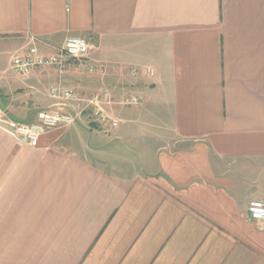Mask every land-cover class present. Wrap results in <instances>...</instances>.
Instances as JSON below:
<instances>
[{"label": "crops", "instance_id": "obj_1", "mask_svg": "<svg viewBox=\"0 0 264 264\" xmlns=\"http://www.w3.org/2000/svg\"><path fill=\"white\" fill-rule=\"evenodd\" d=\"M69 37L81 63L12 69ZM42 111L76 122L0 123V264H264V0H0V119Z\"/></svg>", "mask_w": 264, "mask_h": 264}, {"label": "built area", "instance_id": "obj_2", "mask_svg": "<svg viewBox=\"0 0 264 264\" xmlns=\"http://www.w3.org/2000/svg\"><path fill=\"white\" fill-rule=\"evenodd\" d=\"M90 52V43L81 37H69L64 46L54 56H44L35 47L28 49L23 54L14 57L11 67L20 76H26L43 68H52L64 72L72 61L81 63ZM63 97L72 98L71 92H66ZM138 101L134 99V103ZM98 124L103 127L115 129L117 122L105 117L99 110L95 111ZM76 122L74 116L58 111H42L38 113L37 123L29 124L5 117L0 119L3 129L16 141L30 148H37L43 134L72 126ZM250 218L257 223L264 224V202L251 201L248 207Z\"/></svg>", "mask_w": 264, "mask_h": 264}]
</instances>
